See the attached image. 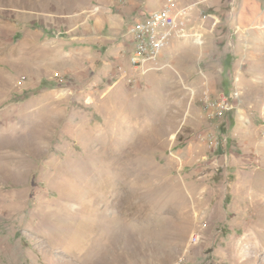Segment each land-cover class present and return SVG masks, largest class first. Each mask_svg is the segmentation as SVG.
<instances>
[{
  "label": "rangeland",
  "instance_id": "1",
  "mask_svg": "<svg viewBox=\"0 0 264 264\" xmlns=\"http://www.w3.org/2000/svg\"><path fill=\"white\" fill-rule=\"evenodd\" d=\"M174 1L135 68L166 0H0V264H264V0Z\"/></svg>",
  "mask_w": 264,
  "mask_h": 264
},
{
  "label": "built area",
  "instance_id": "2",
  "mask_svg": "<svg viewBox=\"0 0 264 264\" xmlns=\"http://www.w3.org/2000/svg\"><path fill=\"white\" fill-rule=\"evenodd\" d=\"M186 23V10L174 0H166L161 9L153 11L131 25L128 28L132 42L130 65L139 68L156 60L173 39L184 35ZM196 44L200 45L202 41L197 39ZM214 92L208 88L201 93L198 101L207 119L223 124L227 122L226 117L229 113L237 111L238 104L235 100L238 94L234 91L229 93L220 91L218 94ZM195 241L196 238L193 237L191 243Z\"/></svg>",
  "mask_w": 264,
  "mask_h": 264
}]
</instances>
